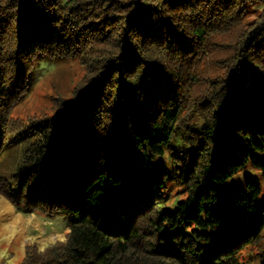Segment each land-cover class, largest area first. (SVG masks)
I'll return each instance as SVG.
<instances>
[{"label":"trees","instance_id":"obj_1","mask_svg":"<svg viewBox=\"0 0 264 264\" xmlns=\"http://www.w3.org/2000/svg\"><path fill=\"white\" fill-rule=\"evenodd\" d=\"M256 3L0 0V193L70 218L21 264L260 262L261 187H225L249 164L264 173V8L245 21ZM76 56L88 73L71 97L12 117L40 60Z\"/></svg>","mask_w":264,"mask_h":264},{"label":"rangeland","instance_id":"obj_2","mask_svg":"<svg viewBox=\"0 0 264 264\" xmlns=\"http://www.w3.org/2000/svg\"><path fill=\"white\" fill-rule=\"evenodd\" d=\"M263 8L264 3L250 5L245 21L251 22ZM87 73V65L78 56L40 60L31 77L27 93L12 109V117L25 121L42 113H51L56 103L55 99L71 97ZM156 163L158 167H164L173 173V165L169 158L165 156L158 158ZM248 178L260 185L263 201L264 173L250 164L230 178L225 187L233 190L244 185ZM165 194L167 196L165 206L169 208H175L177 202L184 197L182 186L172 178L167 181ZM69 221L70 218L63 213L50 216L43 212H28L22 205L12 203L0 193V264H21L29 247L45 249L63 240L70 230ZM263 250L264 241L262 257L258 259L260 262L251 261L249 264H264ZM252 252L250 251V254ZM246 258L249 260L247 256Z\"/></svg>","mask_w":264,"mask_h":264},{"label":"snow or ice","instance_id":"obj_3","mask_svg":"<svg viewBox=\"0 0 264 264\" xmlns=\"http://www.w3.org/2000/svg\"><path fill=\"white\" fill-rule=\"evenodd\" d=\"M40 251H44V249H43V248H41V249H40Z\"/></svg>","mask_w":264,"mask_h":264}]
</instances>
